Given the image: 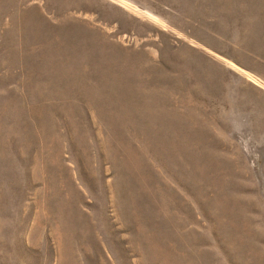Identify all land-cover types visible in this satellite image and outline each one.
<instances>
[{
  "label": "rangeland",
  "instance_id": "374dc122",
  "mask_svg": "<svg viewBox=\"0 0 264 264\" xmlns=\"http://www.w3.org/2000/svg\"><path fill=\"white\" fill-rule=\"evenodd\" d=\"M0 264H264V0H0Z\"/></svg>",
  "mask_w": 264,
  "mask_h": 264
},
{
  "label": "bare ground",
  "instance_id": "6f19581e",
  "mask_svg": "<svg viewBox=\"0 0 264 264\" xmlns=\"http://www.w3.org/2000/svg\"><path fill=\"white\" fill-rule=\"evenodd\" d=\"M168 173V172H167ZM190 220V219H189ZM212 221V220H211ZM223 240V239H222Z\"/></svg>",
  "mask_w": 264,
  "mask_h": 264
}]
</instances>
